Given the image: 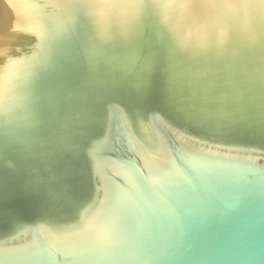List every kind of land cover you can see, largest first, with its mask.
Here are the masks:
<instances>
[{
  "label": "bare ground",
  "instance_id": "bare-ground-1",
  "mask_svg": "<svg viewBox=\"0 0 264 264\" xmlns=\"http://www.w3.org/2000/svg\"><path fill=\"white\" fill-rule=\"evenodd\" d=\"M221 16H264V0H0V202L37 197L48 218L17 237L33 229L53 238H98L109 175L120 170L103 155V141L89 150L84 142L91 121L104 137L111 114L121 116L153 164L169 163L173 150L160 123L182 142L255 159L219 141H196L173 126L174 114L148 112L113 89L123 80L146 85L140 80L159 62L182 110L208 130L264 125V63L239 50ZM66 107L59 132L39 137ZM88 184L94 193L82 202ZM75 204L80 217L59 221Z\"/></svg>",
  "mask_w": 264,
  "mask_h": 264
},
{
  "label": "water",
  "instance_id": "water-1",
  "mask_svg": "<svg viewBox=\"0 0 264 264\" xmlns=\"http://www.w3.org/2000/svg\"><path fill=\"white\" fill-rule=\"evenodd\" d=\"M221 18L239 50L264 63V16ZM146 88L113 87L123 92L118 97H133L148 112L174 114L173 126L196 141H219L218 147L255 159L198 148L165 126L171 157L169 163L153 164L119 115L106 153L120 171L109 175L96 221L98 238H53L33 229L17 237L38 218L48 220L41 211L45 205L27 194L7 199L0 202V264H264V125L244 121L218 134L188 117L163 84ZM61 121L58 117L53 127ZM92 126L86 150L103 136L99 125ZM83 191L82 202L90 200L94 188L88 184ZM80 204L59 221L78 219Z\"/></svg>",
  "mask_w": 264,
  "mask_h": 264
},
{
  "label": "rangeland",
  "instance_id": "rangeland-1",
  "mask_svg": "<svg viewBox=\"0 0 264 264\" xmlns=\"http://www.w3.org/2000/svg\"><path fill=\"white\" fill-rule=\"evenodd\" d=\"M160 63L159 62H157L156 64L154 63V64H150V69H151V67H153L152 68V71L150 72L152 75H150V76H152L151 78H150V76L148 77V78H146L145 79V77L144 78H142V80H140L141 82L142 81H145L146 82V85L143 83V85L141 86V87H147L148 86V88L150 87V88H152V87H154L155 85H156V83L157 84H163L164 86H165V88H167V89H169V87H168V82H167V79H166V76L164 75V73L166 72L163 68H160ZM150 78V79H149ZM148 79V80H147ZM150 82V83H149ZM121 86L123 87V89L125 90V88H126V90H128V88H130V86H132V83L131 82H129V81H125V80H123V84H121ZM134 86H136V85H134ZM169 90H172V89H169ZM177 91H174V90H172V99L173 100H176V101H180L181 100V97H179V93H176ZM178 104V103H177ZM69 108H65L64 110H62L63 111V115L61 116V119H62V121H63V119H65L66 120V111H68L69 112V110H68ZM67 112V113H68ZM190 116V115H189ZM192 117V116H191ZM117 118H118V116L117 115H112L111 114V116L109 117V120H108V122H107V126H106V130H105V135H104V137L101 139V141H103V147H102V152L104 153L103 155H105V156H107V153H106V150H107V148H108V146H109V143H110V139H111V135H112V132H113V128H114V124H115V121L117 120ZM60 122V124L55 128V129H51L49 132H48V130L47 129H45V130H43L42 132L40 131V134H39V137L41 136V138L43 137V135L45 134V135H47V134H49L51 137L53 136V135H55V134H53V132L54 133H58L59 132V130H60V128H58L59 126L60 127H62L61 125H62V123L63 122ZM166 125H164V124H162V123H160V124H158L157 125V128H158V131H159V134L161 135V137L163 138V140L165 141V143H166V145H167V147H169L170 149L171 148H173L172 147V145H171V143H170V135L168 134V132L166 131V129L164 128ZM171 131H172V134H173V137H175V138H177V135H176V133H174V130H172V129H170ZM108 157V156H107Z\"/></svg>",
  "mask_w": 264,
  "mask_h": 264
}]
</instances>
